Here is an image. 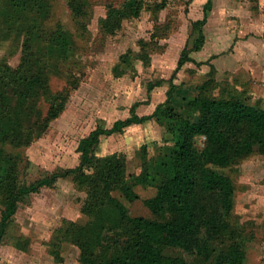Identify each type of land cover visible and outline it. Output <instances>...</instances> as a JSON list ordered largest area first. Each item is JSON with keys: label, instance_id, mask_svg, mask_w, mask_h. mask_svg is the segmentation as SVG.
Returning <instances> with one entry per match:
<instances>
[{"label": "trees", "instance_id": "obj_1", "mask_svg": "<svg viewBox=\"0 0 264 264\" xmlns=\"http://www.w3.org/2000/svg\"><path fill=\"white\" fill-rule=\"evenodd\" d=\"M54 1L0 0L1 37L20 40L18 64L0 61V242L25 197L69 178L85 193L82 219H65L54 230L50 246L55 256L68 242L77 248L79 264H245L243 240L252 236L233 214L236 185L227 169L250 155L264 154V108L250 104L243 93L227 88L216 93L219 85L211 72L191 94L173 81L184 64L194 62L190 53L204 45L203 26L212 0L204 2L202 17L192 21L190 46L181 50L166 98L151 114L139 116L134 105L127 118L109 127L98 125L78 141L75 167L28 184L19 182L24 159L17 151L41 136L64 110L69 90L52 92L50 74H63L61 66L76 61V40L87 32L91 14L90 0H64L73 31L59 19L49 25ZM168 4L169 0H122L106 5L98 21L103 35L115 34L125 20L143 12L155 19L149 40L140 39L138 51L119 56L113 68L116 77L131 71L135 60L150 63L151 46L169 31L168 25L157 22ZM68 77L76 87L78 77ZM149 119L164 128L167 145L153 156L142 145L139 172L127 174L120 152L97 155L102 136ZM137 186L155 189L141 199L150 216L133 215L125 205L140 200ZM168 248L193 260L168 255Z\"/></svg>", "mask_w": 264, "mask_h": 264}, {"label": "rangeland", "instance_id": "obj_2", "mask_svg": "<svg viewBox=\"0 0 264 264\" xmlns=\"http://www.w3.org/2000/svg\"><path fill=\"white\" fill-rule=\"evenodd\" d=\"M90 1L87 32L76 38V61L62 65L64 73H51L49 78L52 92L69 90L64 110L41 136L17 151L24 159L19 174L22 184L75 167L78 141L98 125L109 127L115 120L127 118L134 105L139 116L151 114L166 98L168 80L179 54L190 46L191 23L202 17L206 0H169L167 8L157 15V22L168 25L169 31L151 46L150 63L135 60L132 70L120 77L113 72L119 56L127 50L138 51L140 39L149 40L155 19L143 12L138 18L125 20L115 34L103 35L98 21L106 5H118L122 0ZM58 19L73 31L64 0H55L51 5L49 25ZM203 32L204 45L190 53L194 62L176 72L174 83L191 94L211 72L219 85L216 93L227 88L243 93L250 104L264 108V0H212ZM19 58L20 40H5L0 33V61L5 59L16 66ZM68 75L78 77L76 87L70 85ZM42 107L45 110L47 105L42 103ZM163 136L164 128L149 119L120 133L102 136L96 153L124 154L127 174H134L140 169V147L146 145L149 156L156 155L167 145ZM227 171L236 185L233 214L252 236L243 240L245 264H264V154L243 158ZM135 190L140 200L125 202L126 207L133 215L150 216L141 199L152 196L155 189L137 186ZM84 197L85 193L69 178L25 197L0 242V264H79V253L73 244L62 243L59 256H55L50 241L63 220L82 219L80 206ZM166 253L193 260L178 249L168 248Z\"/></svg>", "mask_w": 264, "mask_h": 264}, {"label": "crops", "instance_id": "obj_3", "mask_svg": "<svg viewBox=\"0 0 264 264\" xmlns=\"http://www.w3.org/2000/svg\"><path fill=\"white\" fill-rule=\"evenodd\" d=\"M232 4V2L231 1H229V5H231Z\"/></svg>", "mask_w": 264, "mask_h": 264}]
</instances>
